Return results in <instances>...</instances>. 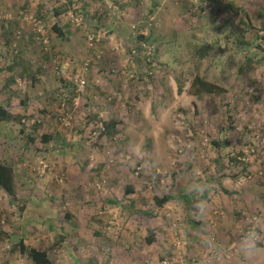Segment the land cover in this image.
<instances>
[{"label":"rangeland","instance_id":"obj_1","mask_svg":"<svg viewBox=\"0 0 264 264\" xmlns=\"http://www.w3.org/2000/svg\"><path fill=\"white\" fill-rule=\"evenodd\" d=\"M20 9L42 22L48 53L27 23L22 56L9 51ZM0 11L14 15L0 23V101L24 105L0 128L17 194L0 190V264H33L20 239L49 264H264V248L238 250L250 225L264 233V0H0ZM196 75L225 92L192 94ZM196 170L206 217L195 196L155 207L189 194Z\"/></svg>","mask_w":264,"mask_h":264},{"label":"trees","instance_id":"obj_2","mask_svg":"<svg viewBox=\"0 0 264 264\" xmlns=\"http://www.w3.org/2000/svg\"><path fill=\"white\" fill-rule=\"evenodd\" d=\"M61 11V10H60ZM57 9L54 11L55 16L60 14ZM5 24V23H4ZM52 29L55 31V33L59 36L62 37L64 35L62 29L57 26L53 25ZM48 36V35H47ZM140 39H145L143 35L139 36ZM11 40L12 36L7 39V46L9 45L10 49L9 51L12 52V55L15 57H20L22 56V51L20 50L19 46V55L13 53L11 49ZM139 46V45H138ZM137 45L134 46V51L135 49H139ZM44 51V48H43ZM45 52V51H44ZM48 53V52H45ZM2 67L0 69V74L3 72V67L4 64L0 61ZM11 82H13L14 78L13 76L10 77ZM190 91L192 94L200 97L205 94H214V95H220L225 92V88L214 83L211 81H208L199 75H196L190 85ZM178 92H181V86L178 87ZM23 104V101H21ZM11 101L10 99H7L5 102L0 101V128H6L9 126L10 123L14 122L15 120H18V114L12 113L11 108ZM67 111L64 112L66 114ZM103 126L105 128L104 133L108 132L109 130H113L115 123L111 120L109 121H104ZM42 140L43 142H47L49 140V135L47 133L42 134ZM214 144L219 145V143L215 142ZM15 171H16V166L13 165L10 162H5L2 161L0 158V190L4 192L10 200L14 201L17 198L16 190H15ZM127 192H132V189L130 187L126 188ZM182 192V193H181ZM180 194L176 196H172L171 194H164L162 196H154V205L155 207H162L165 203L169 202L171 199H178L181 201H184V204L186 208H189V200L191 197H194L193 194L191 193H184L181 191ZM104 202H109L111 204L115 205H121L123 210L129 215H133L134 213H142L146 215L147 217L150 216V211H140L135 208L134 202L131 199H127L126 202H121L116 199H103ZM153 213V210H152ZM193 223L192 221H190ZM153 241V237H149L147 239V242L151 243ZM18 249L21 254H24L29 261H31L33 264H49L50 260L48 257V254L45 250H40L35 247H28L22 239L19 240L18 243Z\"/></svg>","mask_w":264,"mask_h":264},{"label":"clouds","instance_id":"obj_3","mask_svg":"<svg viewBox=\"0 0 264 264\" xmlns=\"http://www.w3.org/2000/svg\"><path fill=\"white\" fill-rule=\"evenodd\" d=\"M194 175L197 179L187 186V191L199 199L195 202V212L200 217H206L209 212V203L205 199V193L208 191L209 185L207 182L200 179V172L196 170ZM202 245L214 251L216 248V241L212 237L205 236L202 239ZM264 248V233H262L256 226L250 225L244 230L240 240L238 241V250L245 259L252 258Z\"/></svg>","mask_w":264,"mask_h":264},{"label":"built area","instance_id":"obj_4","mask_svg":"<svg viewBox=\"0 0 264 264\" xmlns=\"http://www.w3.org/2000/svg\"><path fill=\"white\" fill-rule=\"evenodd\" d=\"M21 19L20 25L12 32V40H11V49L13 51V53L19 55V49H18V43L20 42V40L23 37V31L25 28V23L29 24V26L31 27V29L33 31H35L36 33H38L39 35H41V39H42V44H43V48L44 50H48L50 47V43L48 40L47 36H44V29H43V25L42 22L37 19L34 15L26 12L24 9H20L19 10V15H18ZM14 19V15L13 13H11L10 11H0V23L2 22H10L11 20ZM97 40V37H95V35L92 33H90L88 35V42L90 45H92L95 41ZM86 66V63H85ZM2 65L0 63V69H1ZM86 68V67H85ZM21 83V82H20ZM85 84V80L84 79H80L78 81V91H82V88L84 87ZM65 118H63L64 120ZM66 122V121H65ZM64 122V123H65ZM67 124V122H66ZM103 128V127H102ZM41 164V168L42 171L45 170L46 165L43 163V161H40ZM160 264H169L167 261H162Z\"/></svg>","mask_w":264,"mask_h":264},{"label":"crops","instance_id":"obj_5","mask_svg":"<svg viewBox=\"0 0 264 264\" xmlns=\"http://www.w3.org/2000/svg\"><path fill=\"white\" fill-rule=\"evenodd\" d=\"M18 106L24 108V107H23L24 105L21 103V101L19 102V105H18ZM20 107H17V108H11V105H10V108H11L12 113H15V114H19L21 111H23V109L20 108ZM42 112H45L44 109H42ZM5 129H6V128H5ZM192 227H193V229H196V230L198 229V226H197L196 224H194V226L192 225Z\"/></svg>","mask_w":264,"mask_h":264}]
</instances>
